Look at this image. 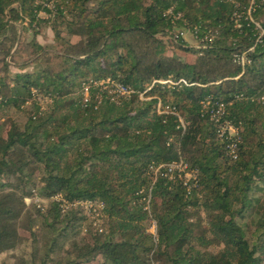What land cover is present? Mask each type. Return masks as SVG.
<instances>
[{
	"label": "trees",
	"instance_id": "1",
	"mask_svg": "<svg viewBox=\"0 0 264 264\" xmlns=\"http://www.w3.org/2000/svg\"><path fill=\"white\" fill-rule=\"evenodd\" d=\"M262 18L264 0H0V264H264ZM16 23L38 59L13 73ZM168 79L194 85H152ZM208 98L238 129L236 160ZM180 158L188 181L155 171Z\"/></svg>",
	"mask_w": 264,
	"mask_h": 264
},
{
	"label": "built area",
	"instance_id": "2",
	"mask_svg": "<svg viewBox=\"0 0 264 264\" xmlns=\"http://www.w3.org/2000/svg\"><path fill=\"white\" fill-rule=\"evenodd\" d=\"M257 28L261 29V26L259 24H257ZM263 33H264V30L260 35L262 36ZM236 60L239 63H241L242 66L249 63L248 59L246 58L245 53L242 54V56H238ZM155 84L167 85L168 87H177V86H181V85H186V86L194 85L192 83H188L184 79H180L179 81H174L172 79L155 80L152 85H155ZM94 85L95 86H103V88L110 89L111 94L114 96V98L115 97H126V96H130L133 93H135L130 88H128L122 84L112 83V82H110V80L95 82ZM90 87H91V83L86 85V87H85V96H86L85 100L86 101H88ZM151 87L149 89H151ZM140 95H141V98H143V94H140ZM203 104H204V109L207 112H210L211 120L217 126V133H218L219 137L220 138H226L228 140V143L226 145V150H227V154H228L229 158L231 160H236L239 157L238 151H239V142H240L239 136H238V129L235 127V125L230 120H228L225 117L226 111H225L224 103L216 102L215 104H212V99L208 98L203 102ZM158 112L161 115L166 114V115L176 116L179 120V123H180L179 127L185 128L184 120L180 116L179 112L177 111V109L175 107H169L168 106L166 108H162L161 105H159ZM163 167H165L167 169V172L170 175H173L175 173L185 174L187 181L192 177V174H190L188 172L189 164L183 158H180L179 161H174L170 164L162 165V166L156 168L155 171L159 172L160 169ZM89 205H92V203H87V206H89ZM146 209H148V208H146ZM152 227H154L155 231H156L155 223H153Z\"/></svg>",
	"mask_w": 264,
	"mask_h": 264
},
{
	"label": "rangeland",
	"instance_id": "3",
	"mask_svg": "<svg viewBox=\"0 0 264 264\" xmlns=\"http://www.w3.org/2000/svg\"><path fill=\"white\" fill-rule=\"evenodd\" d=\"M41 16L43 18H47L46 14H41ZM258 24L261 26V28L263 27L262 29H264V26H263L264 25V18H262L261 22H258ZM16 27H17V31L19 34V39H18L17 44L13 50L14 52L17 50V54L15 57L16 60L14 59V57L13 58H10V57L6 58V60L11 63L10 70L13 73L17 71L19 65H21L23 63L33 64V62L38 59V57H35L33 55L32 48L29 46V42L33 38V32L31 30L26 31V32H22L23 26L21 23H16ZM40 30H41L40 34L36 38L38 41V44L44 46L46 48L47 52L49 50H53V45H54V33H53V31L51 30L49 25H43V27ZM177 33H179V31ZM180 34H181L184 42L187 45L194 47V48H199L201 46L200 43L195 40L193 35L188 30L182 29V30H180ZM163 38L165 41H168V42L170 41V35H165ZM78 40H79V38H74V42H77ZM168 46H169V48L166 51L167 55L178 52V54L186 56V58H188L189 62L195 61V58H196L195 55H190V54L188 55L187 53H185L183 51L182 52L178 51L176 48H174L170 45H168ZM8 114L14 120H16L20 123H22L25 120V116L21 112H18L16 110H11V111H9ZM0 122H4V119H1ZM26 201H27L26 202L27 204H30V202H31L30 198ZM93 206L96 210H99V204L98 203L89 205L88 207L93 208ZM94 208H93V210H94ZM93 210L89 211V212L93 213ZM99 215L100 214L94 215L95 217L93 216L92 219L95 220V222L101 223L102 220L100 219ZM152 226H151L149 231L151 233H153L154 235H156L155 228Z\"/></svg>",
	"mask_w": 264,
	"mask_h": 264
}]
</instances>
